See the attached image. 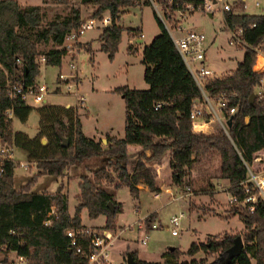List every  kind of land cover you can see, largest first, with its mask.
<instances>
[{
	"label": "trees",
	"instance_id": "trees-1",
	"mask_svg": "<svg viewBox=\"0 0 264 264\" xmlns=\"http://www.w3.org/2000/svg\"><path fill=\"white\" fill-rule=\"evenodd\" d=\"M65 1V0H64ZM140 0H80L93 7L94 14L108 13L110 23L100 35L101 49L113 58L122 40L124 27L120 20L127 8ZM166 4L169 0H157ZM147 0L146 3H150ZM223 12L227 27L243 28L245 49L242 60L235 69L210 78L205 90L212 95L225 94L228 111L236 108L229 128L224 131L196 132L190 111L193 100L202 96L187 63L162 19L155 12L160 32L143 49L144 79L147 88L120 85L115 91L125 100V134L123 137L107 135V143L88 136L82 126L78 105L44 103L38 107L27 104L12 95L16 84L37 83L40 73L39 57L47 64L61 65L69 50L61 47L67 34L81 22L79 6L72 5L65 15H56L44 24L45 13L40 4L23 5L19 0H0V141L19 147L28 153L30 161L39 169L27 184L16 186V163L5 160L0 173V245L18 249L29 258L30 264H79L85 258L71 244L69 229L84 228L81 212L87 208L90 218L106 216L105 228L117 225V214L123 211V202L115 198L114 187L126 185L133 196L139 197V183L159 191L157 176L149 163L166 155L174 168L173 179L182 183L186 176L198 172L210 163H218L220 177L229 181L228 191L238 198L230 202L228 212L238 215L244 222L242 236L244 250L230 264H264V199L243 204L246 196L245 182L249 177L248 166L255 165V158L264 149V98L256 93L250 96L264 76L255 70L257 48L264 51V13L245 11L241 3ZM131 35H142L140 28H128ZM53 46L40 50L41 43ZM79 45L83 44L79 42ZM93 53L92 43L84 44ZM21 61H18V59ZM161 103L158 108L155 106ZM8 109L14 117L26 122L34 109L39 112V127L31 136L23 130H14V118L8 119ZM248 117V120H246ZM61 135L70 139L62 145ZM46 140V141H44ZM141 149L131 160V146ZM150 151V154L146 153ZM75 167L81 180L79 203L72 214L68 207V193L61 184L57 191L31 189L30 185L40 174L62 176ZM251 185V184H250ZM214 188H210L212 193ZM255 192V189H251ZM115 205L112 211L109 202ZM158 216L152 211L147 222ZM228 217L227 214H225ZM50 221V222H48ZM98 228V227H96ZM80 244L89 247L90 236H80ZM233 238V237H232ZM228 234H213L205 241H193L187 250L178 246L167 249L162 261L143 259L137 251L132 253L135 264H205L207 260L195 255L204 251L216 256L232 244ZM126 254V255H127ZM183 255L191 259H182ZM127 260V257H126Z\"/></svg>",
	"mask_w": 264,
	"mask_h": 264
},
{
	"label": "rangeland",
	"instance_id": "rangeland-1",
	"mask_svg": "<svg viewBox=\"0 0 264 264\" xmlns=\"http://www.w3.org/2000/svg\"><path fill=\"white\" fill-rule=\"evenodd\" d=\"M24 5L40 4L43 7L45 18L44 24L56 15H65L70 11L72 5L78 6L80 0H19ZM233 2L234 0H228ZM256 0H247L245 11L250 13H264V0L260 6L255 5ZM147 0H140L136 5L129 7L128 12L120 20L124 27L122 40L119 48L113 58L100 48L98 35L101 28H90L81 36V40H91L93 44V53L89 52L84 46L77 45V49L70 50L64 57L61 65L47 64L40 56L39 62L40 73L37 76V82L46 83L50 88L48 102L51 104H64L71 102L78 104V112L81 118L83 128L88 133L99 131L121 135L125 127L126 105L122 95L115 91L120 85L129 84L132 87L147 88L148 83L144 79L145 65L142 63V51L145 43H150L155 35L160 32V26L157 22L155 12H159L155 5ZM241 3L240 0H235ZM146 3V4H144ZM217 10L213 15L209 12H195L190 18L183 23V27H193L195 30L204 31L207 46V63L217 74L228 73L234 69L239 60L243 58L245 49L242 45H233L229 43L231 31L225 25L223 10L219 9L220 4L216 5ZM161 9V8H160ZM164 11V9L162 8ZM174 21H171V24ZM182 22V21H181ZM143 28V35L131 36L128 28ZM134 37L139 49L129 51V38ZM69 41L66 40V44ZM79 44V43H78ZM53 44L41 43L39 49L46 50ZM42 60V61H41ZM76 63V68L72 69L70 63ZM64 72L69 75L77 74L80 76L71 79L73 83L72 90H68L67 83H61L58 79L59 73ZM79 79V80H78ZM61 86L56 90L58 86ZM76 91V92H73ZM77 93H84L87 100L84 104H79ZM41 104L35 105L36 107ZM88 106V107H87ZM39 112L34 109L26 122H21L14 117V130L21 128L31 136L38 132ZM120 137V136H119ZM4 142V141H3ZM6 142V141H5ZM4 142V144H6ZM105 143V142H104ZM9 144V143H8ZM9 144L10 150L14 152V161L16 163V186L21 187L30 181L35 173L39 172L36 163L29 161L26 151ZM133 146H131V149ZM135 158V152H132ZM19 161L29 162V167L25 169L19 164ZM154 169L160 186L159 196H155L154 190L142 189L139 197H135L126 185L114 187L107 181H102L105 186L113 189L115 198L123 202V211L116 216L117 225L135 223L136 219L144 218L152 211L158 213V226L155 228L148 227V242L142 243L145 237V230H126L120 239H118L112 249H110L109 263H124V246L127 243L132 248L139 247L141 256L148 260H161L163 251L169 246H178L182 250H187L193 241H205L208 236L213 234H228L232 237L241 234L244 228L243 220L236 214L228 212L230 204V193H228L229 181L220 177V167L218 163H210L198 172H193L186 176L182 183H177L173 179L174 168L170 163L169 155H166L159 161L149 163ZM257 166V163H255ZM261 165V164H260ZM259 167V164H258ZM69 173V172H68ZM64 174L62 176H39L33 180L30 185L31 189H39L40 184L51 182L48 185V191H57L61 184H64V190L68 193V207L73 214L75 207L79 203L77 194L80 192L79 182L81 180L80 171L75 167L71 171L73 174ZM48 177V178H46ZM192 188L188 193L187 187ZM214 188L210 192V188ZM166 188L171 191L165 192ZM47 190V187L45 188ZM183 197L173 198L179 194ZM183 213L180 232L173 235V227L170 218L174 214ZM147 214V215H146ZM228 215V217L225 216ZM146 215V216H145ZM83 223L98 224L105 221V216L90 218L87 208L81 212ZM145 221V220H144ZM147 224V223H146ZM148 226V225H147ZM121 249V250H120ZM197 258H204L206 262L214 259L204 251L195 255ZM182 259H191V256L183 255ZM124 259V260H123ZM254 264H256L254 260Z\"/></svg>",
	"mask_w": 264,
	"mask_h": 264
},
{
	"label": "built area",
	"instance_id": "built-area-1",
	"mask_svg": "<svg viewBox=\"0 0 264 264\" xmlns=\"http://www.w3.org/2000/svg\"><path fill=\"white\" fill-rule=\"evenodd\" d=\"M157 8L160 18L164 22L166 28L171 34L174 42L187 63L191 73L193 74L197 84L202 90V96L193 100L191 105L190 117L193 128L196 132H217L224 131L230 136L228 125V115L236 111L235 107L230 110L225 109L226 99L225 94L212 95L205 90V85L210 78L216 76L214 70L210 68L206 63V34L204 31L195 30L192 28L183 29L180 21L183 17L189 16L195 12H214L217 10L216 5L220 4L219 9L231 10L234 9L237 12L243 11L242 8L237 6L235 1L230 2L228 0H169L166 4L159 3L157 0H150ZM244 9L246 8V0H240ZM260 0H256L255 4L259 5ZM81 22L78 27L73 28L66 36L63 43V47L69 51L77 49V44L80 42L81 36L87 29L100 28L108 25L111 21L108 13L103 16H97L94 14L93 7L86 5L82 2L79 3ZM161 8V9H160ZM164 9V11L162 10ZM171 21H174L171 24ZM231 30V29H230ZM66 40L69 41L66 44ZM229 43L233 45H243L246 43L244 40L243 28L231 30L229 37ZM258 54L256 63L254 65L255 70L264 72V51L261 47L257 48ZM45 60V57L42 56ZM18 61H21L19 58ZM71 68H76L77 65L74 62L70 63ZM75 75H69L67 73H59V81L61 83H67V89L72 90L73 83L71 79H75ZM61 86L59 85L57 89ZM76 92V91H73ZM50 88L46 83H36L32 85L16 84L12 88V95L20 97L27 104L33 106L38 104H44L48 102V94ZM255 93L264 98V76L258 83L255 89ZM79 104H84L87 100V96L84 93H77ZM161 103H158L155 108H158ZM8 119L14 118L13 109H8ZM5 142V141H4ZM0 141V173L3 171L2 163L7 159L14 160V152L10 150L8 142ZM30 161V160H29ZM255 163L257 166H248L249 177L245 182L246 196L243 199V204L250 203L251 210H253L254 203L258 202L261 198L264 199V151L258 152ZM19 164L27 169L29 162L19 161ZM259 164V167H258ZM261 164V165H260ZM251 184V185H250ZM255 189L252 192L251 189ZM188 193L192 192L190 186L187 187ZM184 194L179 191V194L173 198L183 197ZM238 198L236 196H230V201L235 202ZM148 216V215H147ZM147 216L119 228H105V227H91L86 226L79 229H69L68 236L71 238V244L76 246V252L81 254L85 261L79 264H109L110 249L114 244V241L119 238L126 230L143 229L145 230V238L142 239L143 243H147L149 234L148 227L155 228L158 226L157 221H151L150 226L147 222ZM183 213L174 214L170 221L173 225L171 232L173 235H178L180 232L179 226L181 224V218ZM145 220V221H144ZM50 222V221H48ZM147 223V224H146ZM148 225V226H147ZM80 236H90L89 247L87 250L80 244ZM0 264H30L29 258L21 254L18 249H9L6 244L0 245ZM125 264H128L127 262Z\"/></svg>",
	"mask_w": 264,
	"mask_h": 264
},
{
	"label": "crops",
	"instance_id": "crops-1",
	"mask_svg": "<svg viewBox=\"0 0 264 264\" xmlns=\"http://www.w3.org/2000/svg\"><path fill=\"white\" fill-rule=\"evenodd\" d=\"M235 1V0H234ZM247 1V0H246ZM261 2V1H260ZM23 4V3H22ZM144 4H146V3H144ZM24 5V4H23ZM256 5V4H255ZM261 5V3L259 4V5H256V6H260ZM131 7V6H130ZM128 9H129V7L127 8V12H128ZM126 12V13H127ZM215 12V11H214ZM214 12H211L210 13V15H213L214 14ZM224 12V11H223ZM194 13H192L191 15H189V16H186V17H183L182 19H181V21H180V24H181V26H182V28L183 29H188V28H185V27H183V23L185 22V21H187L189 18H190V16H192ZM124 16V15H123ZM225 25H226V23H225ZM227 26V25H226ZM105 27V26H104ZM104 27H100L101 28V31H102V29L104 28ZM190 28H192V29H194L193 27H190ZM228 28V27H227ZM140 29L142 30V35L144 34V32H143V28H141L140 27ZM228 30H230L229 28H228ZM101 31H100V33H101ZM231 31V30H230ZM100 33H99V35H100ZM158 34V33H157ZM99 35H98V39H99ZM129 35H131V34H129ZM131 36H134V35H131ZM156 36V35H155ZM130 37V36H129ZM230 37V36H229ZM100 40V39H99ZM80 41H82V42H84L85 44L86 43H88V42H91L92 43V41L91 40H81L80 39ZM146 44H148V43H145V45ZM63 45V44H62ZM61 45V47H63ZM138 45H140V44H138L137 43V41H135L134 40V37H130L129 38V43H128V50L129 51H137L138 49H139V46ZM144 45V46H145ZM100 48H101V41H100ZM92 49L94 50V48H93V44H92ZM143 49H144V47H143ZM142 59H143V51H142ZM142 59H141V61H142ZM242 60V59H241ZM42 61V60H41ZM45 61V60H44ZM240 61V60H239ZM238 61V62H239ZM143 63V62H142ZM206 63H207V52H206ZM207 65H208V63H207ZM237 65H238V63H237ZM237 65H236V67H237ZM209 66V65H208ZM235 67V68H236ZM234 68V69H235ZM72 69H74V68H72ZM76 72H78V67H76ZM233 70V69H232ZM231 70V71H232ZM144 71H145V69H144ZM215 72V71H214ZM215 74L216 75H221V74H217L216 72H215ZM75 76H77V77H79L80 78V76L78 75V73L77 74H74ZM79 80V79H78ZM37 83H39V82H37ZM129 85V84H128ZM64 105H66V106H70V105H74V104H72L71 102H67V103H64ZM76 105H78V104H76ZM88 107V106H87ZM246 120H248V117H246ZM83 126V125H82ZM17 130H22L21 128H18ZM16 130V131H17ZM83 130H84V132L88 135V136H91V137H94L95 139H97V140H104V138H106L107 137V135H115V136H120V137H123L124 136V134H125V127H124V129H123V134H121V135H117V134H114V133H111L109 130H107L106 132H104V131H102L101 133L102 134H100L99 133V131H97V135H96V133H88V132H86V130L83 128ZM26 132V131H25ZM29 134V133H28ZM104 142V141H103ZM16 148V147H15ZM141 148L139 147V146H136V145H134L133 146V148L131 149V152H136V151H138V150H140ZM264 151V149L263 150H261V151H259V152H263ZM146 153L147 154H150V151L149 150H146ZM26 154H27V157H28V153L26 152ZM29 158V157H28ZM32 163H34V161H32ZM75 169V168H74ZM77 169H79L78 167H77ZM73 170V169H72ZM71 170V171H72ZM66 173H68V172H66ZM68 174H70V173H68ZM71 174H73V173H71ZM46 174H42L41 176H45ZM41 176H38V177H41ZM46 178H48V177H46ZM52 182V181H51ZM51 182H46V183H43V184H40L41 186H40V190L41 191H45V188L47 187V190H48V185L51 183ZM138 186H139V188H140V190H142V189H150L145 183H139L138 184ZM158 186H159V184H158ZM229 186V185H228ZM119 187H121V186H119ZM119 187H117V188H119ZM159 188H160V186H159ZM227 189H228V187H227ZM151 190V189H150ZM172 189L171 188H166L165 189V192H167L168 193V191H171ZM161 190L159 189V191H154V192H156L155 193V196H159V192H160ZM161 193V192H160ZM228 193H229V191H228ZM79 194V193H78ZM140 194V193H139ZM231 196V195H230ZM147 215V214H146ZM145 215V216H146ZM105 216V215H104ZM139 219H141V218H139ZM136 220H138V219H136ZM135 220V221H136ZM105 221H106V216H105ZM105 221L103 222V223H98V224H91V225H89V224H86V223H83L84 225H86V226H91V227H104V224H105ZM124 225H127V224H119L118 223V226L117 227H114V229H116V228H119V227H121V226H124ZM134 230H143V229H134ZM124 233V232H123ZM122 236V235H121ZM121 236L119 237V238H117L115 241H114V243L118 240V239H120L121 238ZM143 238H145V237H143ZM148 242V241H147ZM143 243V242H142ZM144 244H147V243H144ZM113 246H114V244H113ZM112 246V247H113ZM112 247H111V249H112ZM127 247V248H126ZM170 247V246H169ZM169 247H168V249H169ZM126 248V249H125ZM125 249V251H126V253H124V258H125V254H127V250H129V251H137V253H138V256L140 257V258H143V259H146V258H144L143 256H141V254H140V252H141V249L137 246V247H134V248H132L131 247V245L129 244V243H127V246H124L123 247V250ZM121 250V249H120ZM166 251V250H165ZM165 251H163V253L165 252ZM163 253H162V259L161 260H159V261H162L163 259H164V257H163ZM110 256V255H109ZM124 260V259H123ZM127 262V260H126V258H125V260H124V263H122V264H125ZM108 263H109V260H108ZM110 264V263H109Z\"/></svg>",
	"mask_w": 264,
	"mask_h": 264
},
{
	"label": "water",
	"instance_id": "water-1",
	"mask_svg": "<svg viewBox=\"0 0 264 264\" xmlns=\"http://www.w3.org/2000/svg\"><path fill=\"white\" fill-rule=\"evenodd\" d=\"M255 97H256V93L253 92L250 96L251 101H253ZM227 122H228V125L231 126L232 117H230ZM61 139H62L63 146L68 147L70 145L69 138L61 135ZM103 141L105 143L108 142L107 138H104ZM109 206L112 211L115 210V205L112 201L109 202ZM244 246H245V243H244V238L242 234H237L236 236L232 238V244L230 246L220 251L214 259L206 262L205 264H230L234 259H236L239 255L242 254L244 250ZM175 247L176 246L172 245L169 247V249H174ZM127 263L135 264V260L131 252L127 254Z\"/></svg>",
	"mask_w": 264,
	"mask_h": 264
}]
</instances>
